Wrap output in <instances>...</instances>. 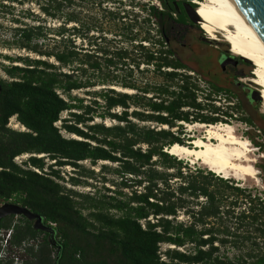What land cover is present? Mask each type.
<instances>
[{
	"label": "trees",
	"instance_id": "obj_1",
	"mask_svg": "<svg viewBox=\"0 0 264 264\" xmlns=\"http://www.w3.org/2000/svg\"><path fill=\"white\" fill-rule=\"evenodd\" d=\"M193 1L195 0H184L185 3L196 5ZM161 2L168 12H160L155 7L152 12L159 22V28L163 26L166 16L173 17L179 13L176 6L183 9L180 3H173L170 0ZM44 11L48 15L56 16L49 8H44ZM41 31L42 28L17 30V36L24 42L22 47L44 56L54 57L63 67L72 65L78 55L75 50L65 48L59 52L43 53L38 50V45L31 46L35 39L45 37ZM159 31L165 40L162 44L167 45L164 33L160 29ZM160 53L173 55L170 50L167 52L161 50ZM118 55L125 59L126 54ZM7 59L11 60L9 57ZM22 60L18 58V61L14 62ZM156 60L158 58L150 52L147 62L152 63ZM23 61L27 67L5 68L12 81L0 80V201L13 202L29 208L33 213L42 216L47 226L51 223L56 224V228L53 229L54 233H58L59 240L56 244L54 234L50 241L48 233L35 230L34 224L25 218L17 225H13L10 220L13 217L0 221V230L14 226L12 244L15 246H22L24 242L35 240L40 234H45L38 249L34 247L27 249L30 258L24 264H111L113 259H116V264H234L230 258L219 254L220 245L217 244L227 245L233 233L228 226L221 230L211 222L213 220L223 222V217L227 218L232 213L230 206L234 204L224 205L226 199L211 189L210 177L240 196L246 192L245 189L230 185L231 182L222 177H215L216 174L213 172L204 175L201 171L198 175H190L189 181L180 172L179 177L187 181L176 192L172 191L169 185L170 176L160 174L153 168L142 169L155 165L152 162L154 157L164 160L163 164L166 167H169L166 165L167 162H173L174 166L182 164L181 161L175 164V158L166 150L175 144L184 146L185 143L171 130L141 128L133 123L129 118L128 109L130 102L139 105L138 96L123 94L111 87L112 89L99 95L105 103L104 112H99L102 106L97 101L93 102L94 106L84 105L83 100L73 98L71 95L74 91L93 86L91 82H82L74 75L58 72L57 66L45 61L29 59ZM111 61L109 63H112ZM160 61L156 62L158 70L163 67L187 69L178 59L169 61L161 56ZM83 63L89 64L93 70L98 71L101 68L99 62L90 63L87 60ZM254 70L255 68L253 73ZM167 76L168 80H174L179 75L170 72ZM180 77L183 84L179 87V92L175 90L171 92L169 86L160 87L156 89L161 97L160 102L154 101V98L147 99L144 106L157 115L134 112L133 116L141 121L156 122L171 129L176 126L182 127L181 124L177 125L181 122L206 125L222 123L218 117L204 116L202 112L205 107L196 99L198 86L190 83L187 76ZM213 88L215 93L222 91L215 86ZM59 92L68 99L62 97ZM144 93L149 92L146 90ZM206 98L210 100L211 96L208 95ZM75 102L78 104H74ZM118 107L124 109L121 115L111 112ZM186 108L197 110L198 114L184 111ZM73 110L80 113L70 112L71 118L64 119L60 128L56 126L64 112ZM211 111L217 114L219 108L213 107ZM225 115L233 117L229 112H225ZM12 118H16L26 130L17 132L8 128ZM95 118L102 120L112 118L125 125L107 127L95 123ZM245 121L250 125L254 123L249 118ZM62 131L80 139L66 137ZM261 137L264 138V131ZM250 140L264 154V142H257L254 138ZM139 144L148 145V149L144 152L142 148H136ZM26 154L47 155L55 164L49 166L51 170L49 173L44 172L46 165L44 158L31 157L26 164L41 170L42 174L21 168L14 159ZM86 161L91 162L92 166L104 161L119 163L121 171L118 172L122 174L121 178L127 175L140 177L146 174L148 185L144 187L145 192L134 191L128 196L122 191H117L115 196L104 195L94 198L72 190L66 191L64 186L53 179H64L60 175V170L54 167L72 166L80 169V162ZM106 168L104 166V169ZM260 170L264 173V161ZM70 181L76 185L79 183L75 177H71ZM159 182L163 183L167 190H171L162 198H158ZM135 183L141 186L144 181L138 180ZM122 186L129 187L124 180ZM176 193L180 196L175 201ZM183 196L196 200L206 198L204 204L197 202L199 210L187 211L193 219L190 224L177 223L169 219L176 218L180 210L186 209L185 204L189 202L183 200ZM78 197L84 198L89 206L79 209L75 200ZM245 198L250 208L241 213V219H251L253 224L257 225V232H263L261 227H264V201L259 198L255 203L250 195ZM83 210L90 212L85 216ZM113 211L116 213L113 214ZM151 217L157 222H152ZM218 233L224 234L225 238L220 239ZM165 244L175 247L164 252L167 261L162 260L161 256V247ZM256 264H264V256L258 258Z\"/></svg>",
	"mask_w": 264,
	"mask_h": 264
},
{
	"label": "rangeland",
	"instance_id": "obj_2",
	"mask_svg": "<svg viewBox=\"0 0 264 264\" xmlns=\"http://www.w3.org/2000/svg\"><path fill=\"white\" fill-rule=\"evenodd\" d=\"M170 1L180 2V0ZM154 7L160 12H168L163 7L161 0H55L53 2L51 0H0V80L12 81L13 79L5 70L14 66L27 67L23 60L45 61L57 66L59 68L58 72L74 75L80 78L82 82H91L93 86L74 91L71 95L73 98L83 100L84 105L94 106L93 102L97 101L102 106L99 112H104L105 108L104 100L99 96L101 93L112 89L113 86L133 89L135 93L131 95L139 97V105H134L130 102V108L128 109L130 120L141 128L150 127L151 129L164 130L162 125L152 121H141L139 118L134 117L133 113L141 112L143 114L157 115V113L151 112L149 108L144 106L147 103V99L154 98V101L160 102L159 99L161 97H159L156 89L169 86L171 92L173 90L179 92V87L183 84L182 77L180 76L190 78L189 82L196 84L199 88V91L196 92V99L198 103H201L205 107L202 112L205 114L204 116L220 118L222 123H218L221 125L223 123L232 125L236 136L240 139L248 140L252 146V156L256 159L254 166L258 173L257 179L248 178L244 181L233 178L224 179L231 182L230 185L245 189L246 192L241 196L237 192L228 189L226 185L216 182L215 179L210 177V180L212 179L211 189L224 196L226 199L224 205L230 206L231 203L234 204L230 206L232 213L227 218L223 217V222L221 220H213L211 222H214L216 228L221 230L228 226L233 233L229 237L227 245L221 246V244L217 243L220 245L219 254L222 257L227 256L234 264H256L258 258L264 256V227H261L263 232H257V225L253 224L251 219L242 220L240 217L244 210L250 208V204L246 202V196L250 195L256 201L255 203H257L259 198L264 201V173L260 170V166L264 161V154L250 140V138H254L257 142H264V138L261 137L264 131V106L262 101L258 99V94L260 95L258 87L253 82H250L253 80V68L255 67L252 63L249 64L248 62L240 65L231 63L227 65L225 71H222L218 66L217 60L223 49H230L227 47L228 43L221 36H219V40H210L201 27L199 17L196 23L203 32L201 33L195 28L193 32L198 39L197 41L189 40L188 43L192 44V48L199 56L206 55L209 52L214 55L215 60L211 76H208L205 72H201L197 61L195 59L191 60L190 51L183 49L179 45L172 47L175 50V53L172 51L173 55H161V50L167 52L170 47L162 44L165 40L162 39L163 37L160 34L159 22L152 13ZM44 8H49L56 16L46 14ZM176 10H179L177 6ZM180 19L183 24H188L186 11L183 10ZM25 28H42L41 34L45 37L35 39L31 46L38 45V50L43 53L59 52L65 48L75 50L78 55L72 65L63 67L54 57L44 56L23 48L22 44L24 42L23 39L17 36V30ZM186 30L181 28L183 33ZM201 37L205 38V41H202ZM207 41L211 43H207ZM105 52H108V54ZM150 52L154 53L158 60L148 63L147 58ZM118 53L126 54L125 59L118 55ZM229 53L232 54L231 52ZM174 54L176 55L174 56ZM161 56L167 58L169 61L178 59L189 66L186 70L168 67L158 70L156 62L160 61ZM233 56L236 59L241 58L236 55ZM7 57L11 58V60L7 59ZM18 58H22L23 60L14 62V60L18 61ZM87 60L90 63L99 62L101 65L100 70H93L89 64H82V62ZM109 61L112 63H109ZM223 62L224 60L220 64L222 65ZM170 72H176L179 76L174 80H168L167 74ZM214 86L222 91L215 93ZM146 90L149 92L148 94L144 93ZM59 93L62 97L68 99L62 92ZM254 93H256V101L251 98ZM208 95L211 96L210 100L206 98ZM74 104H78V102ZM213 107L219 108L217 114L211 111ZM123 111L124 109L118 107L111 112L121 115ZM184 111L198 114V111L194 109L186 108ZM70 112L79 111L64 112L56 126L60 128L63 125L64 119H70ZM225 112L233 114V117L226 116ZM247 118L253 120V125L246 123L245 119ZM94 122L107 127L125 125L112 118L103 120L95 118ZM17 123L16 118H12L9 121L8 128L17 132H24L25 130L19 124L18 128H14ZM218 123L215 125L218 126ZM180 124L183 126H176L173 129L169 128L165 130L174 132L176 136L184 141L187 147L193 148L192 142L194 139H207V129L196 128L190 130L185 123L181 122L177 125ZM90 125H93V123H90ZM62 133L66 137H72L65 131H62ZM214 142L216 143V141ZM136 148H142L145 152L148 149V145L139 144ZM31 157L44 158L46 163L44 172L49 173L51 171L49 166L55 164V161L49 159L47 155L40 157L36 154L21 155L16 157L14 162L21 168L31 169L42 174L41 170L32 167L30 164H26ZM173 158H175V164H179V161L182 164L174 166L173 162H167V166L173 167L169 168L163 164L164 160L154 157L152 162L155 165L145 167L142 170L153 168L160 174L170 176L169 185L174 192L181 185L185 184V181L191 180L190 175H198V172L201 171L204 175L211 172L199 163L193 164L190 160H180L174 156ZM80 165V169H75L72 166H65L63 168L54 167V169L60 170V175L64 179H53L64 186L66 191L72 190L83 196L94 198H100L104 195L115 196L117 191H122L124 194L131 196L134 191L138 193L145 192L144 187L148 185L146 174L140 177L127 175L121 178L122 174L118 172L121 171L119 163L109 162L105 164L99 162L96 166H92L91 162L86 161L80 162ZM104 166L107 168L104 169ZM180 172L188 179L183 180L180 178ZM71 177L79 180L78 185L70 181ZM215 177L219 176L215 175ZM123 180L127 182L128 188L122 186ZM138 180H143L144 183L139 186L135 183ZM158 188V198H162L165 194L171 192L161 182L158 183ZM175 196L174 200L176 201L180 194L176 193ZM182 198L189 202L185 204L186 209L180 210L176 218L169 217V219L177 223L190 224L193 219L187 214V211L192 209L199 210L200 206L197 202L204 204L206 203V198L202 197L199 200L186 196ZM75 200L78 202L79 209L89 206V203L85 202L82 197L75 198ZM89 212V210H83L85 216ZM115 213L113 211V214ZM22 218L24 217L13 216L10 220H12L13 225H17L22 222ZM150 219L152 222H157L154 217ZM218 237L220 239L225 238L222 233H218ZM44 238L45 234H40L34 241L40 246ZM49 239L51 241V237ZM58 241V233L56 232L55 243L58 244ZM168 249H175V247L172 248L166 244L162 245V260L165 259L167 261L164 252ZM177 249L186 250L184 248ZM97 257L100 258V256ZM116 262V259H113L111 264H116Z\"/></svg>",
	"mask_w": 264,
	"mask_h": 264
},
{
	"label": "bare ground",
	"instance_id": "obj_3",
	"mask_svg": "<svg viewBox=\"0 0 264 264\" xmlns=\"http://www.w3.org/2000/svg\"><path fill=\"white\" fill-rule=\"evenodd\" d=\"M194 2L198 5L197 14L206 36L214 41L219 40L221 36L230 45L232 54L245 58L254 65V77L250 82L258 87L260 100L264 106V39L262 36L234 0H195ZM113 88L130 95L135 93L132 89ZM18 124H15V129L18 128ZM185 124L190 130L207 129V139H194L193 148L175 144L167 148L166 152L180 160H190L193 164L199 163L224 179L233 178L240 181L248 178L257 179L258 173L254 166L256 159L252 156V146L248 140L236 136L232 125ZM22 128L26 130L24 126ZM163 129L169 128L163 126ZM72 138L80 139L76 136ZM171 247L174 248V246Z\"/></svg>",
	"mask_w": 264,
	"mask_h": 264
},
{
	"label": "flooded vegetation",
	"instance_id": "obj_4",
	"mask_svg": "<svg viewBox=\"0 0 264 264\" xmlns=\"http://www.w3.org/2000/svg\"><path fill=\"white\" fill-rule=\"evenodd\" d=\"M173 3H180L184 9V0H180V2L172 1ZM195 4V3H194ZM193 8L197 9V5H192ZM183 9H179L178 14H174L173 17L166 16L164 19L163 26L159 28L163 33L167 41V45L170 47V51L175 53V50L172 49L173 46L179 45L185 50H189L191 53V60H196L199 65V70L201 72H205L208 76H211V72L213 69V62L215 60L214 55L212 53H207L206 55L199 56L195 53L194 49L192 48V44H189V40L197 41V37L194 35L193 30L197 28L198 31L201 33L203 32L200 26L197 25L192 19L188 17V24H183L180 19V15L183 13ZM185 11V10H184ZM181 28L187 29L185 33L181 31ZM202 41H205V38L201 37ZM207 43H211L208 42ZM222 45V44H220ZM223 46V45H222ZM176 54H174L175 56ZM234 55V54H233ZM229 53L227 49H223V52L218 57V66L221 68L222 71L227 69V65L231 63H235L236 65H240L244 63L243 60L233 56ZM224 60L223 64L221 65V61ZM183 65L188 68L189 65L185 64L183 61H180ZM220 77V76H219Z\"/></svg>",
	"mask_w": 264,
	"mask_h": 264
},
{
	"label": "water",
	"instance_id": "obj_5",
	"mask_svg": "<svg viewBox=\"0 0 264 264\" xmlns=\"http://www.w3.org/2000/svg\"><path fill=\"white\" fill-rule=\"evenodd\" d=\"M234 1L244 12L248 20L251 22L252 26L264 39V0H234ZM184 10L186 11L190 19H192L195 23L198 22L197 9L193 8L192 5L189 3H185ZM227 47L229 48L228 44ZM228 51L231 52L230 49ZM240 59L243 60L244 62L250 63V61L246 60L245 58H240ZM223 65H225V62ZM0 91H1V83H0ZM255 96L256 93H254V95L251 96L252 100L254 101L257 100ZM258 99H260L259 94H258ZM13 216L24 217L28 221L33 222L35 230L48 233L51 238L55 234L54 229L51 226H47L45 224V221L42 218V216L33 213L29 208L11 202L5 203L2 206H0V221Z\"/></svg>",
	"mask_w": 264,
	"mask_h": 264
},
{
	"label": "built area",
	"instance_id": "obj_6",
	"mask_svg": "<svg viewBox=\"0 0 264 264\" xmlns=\"http://www.w3.org/2000/svg\"><path fill=\"white\" fill-rule=\"evenodd\" d=\"M5 204L0 202V206ZM52 228H56V224L51 223ZM14 235V226L10 229L0 230V264L12 262L13 264H24L28 260V248L38 249L39 244L35 243L34 240L24 242L22 246H15L12 244ZM26 256H28L26 258Z\"/></svg>",
	"mask_w": 264,
	"mask_h": 264
},
{
	"label": "clouds",
	"instance_id": "obj_7",
	"mask_svg": "<svg viewBox=\"0 0 264 264\" xmlns=\"http://www.w3.org/2000/svg\"><path fill=\"white\" fill-rule=\"evenodd\" d=\"M220 177V176H219ZM8 203V202H7Z\"/></svg>",
	"mask_w": 264,
	"mask_h": 264
}]
</instances>
